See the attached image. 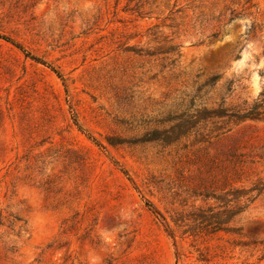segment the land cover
Returning <instances> with one entry per match:
<instances>
[{
	"label": "rangeland",
	"instance_id": "374dc122",
	"mask_svg": "<svg viewBox=\"0 0 264 264\" xmlns=\"http://www.w3.org/2000/svg\"><path fill=\"white\" fill-rule=\"evenodd\" d=\"M0 264H264V0H0Z\"/></svg>",
	"mask_w": 264,
	"mask_h": 264
},
{
	"label": "trees",
	"instance_id": "16d2710c",
	"mask_svg": "<svg viewBox=\"0 0 264 264\" xmlns=\"http://www.w3.org/2000/svg\"><path fill=\"white\" fill-rule=\"evenodd\" d=\"M3 37V36H2ZM5 40H7V41H10V39L8 38V37H3ZM26 54H28V53H26ZM31 56V58H33L34 60H36V61H40V62H42V63H45V61H42L39 57H37V56H35V55H30Z\"/></svg>",
	"mask_w": 264,
	"mask_h": 264
}]
</instances>
